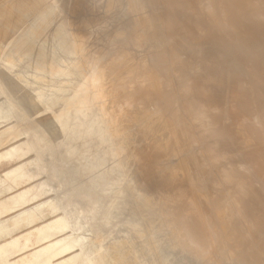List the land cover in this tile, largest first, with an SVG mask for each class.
<instances>
[{
    "label": "bare ground",
    "instance_id": "6f19581e",
    "mask_svg": "<svg viewBox=\"0 0 264 264\" xmlns=\"http://www.w3.org/2000/svg\"><path fill=\"white\" fill-rule=\"evenodd\" d=\"M104 7L113 11L121 8L120 25L124 26V30L117 31L112 37L108 52L101 58L96 57V52L81 56L82 62L91 66L87 76L81 77L79 71L82 65L77 60L57 71L65 78L72 75L76 77L66 91L52 94V91L57 92L66 83V80H62L56 86L48 83L47 90L36 91L35 96L32 95V98L33 96L35 98L33 101L36 100L43 106L45 112L48 111L52 115L58 103H67L70 99L77 100L85 91L87 81L92 79L99 84V88L91 98L87 97V101H93L95 107L102 112V119L91 117L87 123L82 120L86 117V113L80 107L85 100L78 103L75 105L76 117L79 118L77 124L70 130H64L65 124L59 122L56 126L60 128L57 130L60 134L58 139H52L45 128L29 129L31 132L28 133L29 138L24 149L34 148L36 157L28 164L26 179L36 174L35 167L38 162L42 164L55 162L52 173H64V190L47 199L40 206L44 214L47 211L49 214L62 211L47 228V232L60 233L61 236L57 241L49 243L37 257L53 249L52 257L71 256L66 260V264H71L77 257L84 258L86 264H118L119 260H123L122 264H129L126 261L127 254L120 251L121 247L129 243L126 229L131 230L138 237L144 230L138 226L134 217L130 215L124 217L118 204L127 203V200L116 198L119 190L115 188L114 174L110 171L106 174L101 172V159L104 157L106 145L109 152L112 150L111 145L115 138L121 137L123 146L135 134L145 132L147 126L142 119L144 115L141 105L148 98H152L153 112L158 114L160 102L174 93L182 100L178 104L179 101L175 98V107L164 115L159 129L168 130V143L172 147L171 157L179 161L182 170L180 179L182 184L178 186L177 199L160 201L154 207L148 203L145 194L137 192L132 203L137 205L143 203L146 206V216L142 220L150 224L154 221L157 227L159 236L151 237L148 241L149 246L154 247L151 252L155 257V264H178V261L168 260V256L165 259L161 254L162 247H167L166 237L160 233V229L164 227L171 229L172 224L167 216L173 215L183 222L187 212L192 215V220L197 222L191 233L194 238L203 241L209 259L217 264H231L234 252L241 251L256 237L264 235V216L257 220L250 215L243 189L246 184H258V178L250 172L246 162L239 161L238 158L244 155L243 151L236 148L233 151L228 149L229 145L242 146L247 142L246 135L238 133L235 128L236 122L245 123L246 118L238 119L236 116L231 125H227L229 112L226 109H212L204 98L188 97L195 85V68L191 61L190 44L197 38L205 36L207 41L226 49L233 58L242 61L248 69L261 73L262 80L242 70L237 72L241 78L255 87L264 89V0H108ZM6 10L7 14H10L9 9ZM147 12H152L151 20L146 17ZM149 20L150 25L147 24ZM189 20L200 24L202 30L197 31L198 34H195L193 27L190 28L192 32L186 31V25H190ZM174 33L179 35L181 41L169 45L176 50L180 60L175 63L174 72H166L161 65L154 66L151 62L163 49H167L166 46L162 48L161 45L167 43L168 38ZM140 43L145 45L154 43L156 46L148 47L143 55L135 58L119 47H113L126 44L134 46ZM82 48L83 44H80L76 51L80 53ZM124 59H135L140 71L134 77L122 80L123 70L117 68L113 77L107 79L105 75L107 65L119 64ZM182 59H184L183 65ZM145 67L151 72L150 76L155 85L153 92L146 91L142 85L146 76L141 74V69ZM177 72H183V80L181 82L178 80V90L175 93L172 78ZM121 85L128 87L126 95L120 94L118 88ZM109 97L111 98L108 103L105 99ZM30 109L33 110V107ZM130 109L131 117H129ZM27 112L24 108L20 114L14 116V113H11V115L17 121H30L32 117L29 116V119ZM189 118L198 126V134L192 131ZM259 130H264V114L257 116L253 125H247L246 132L255 138ZM63 133L67 136L63 137ZM213 137L216 139L213 140ZM77 141L80 144L78 149L75 146ZM91 141L95 144L90 147L93 144ZM88 143L90 145H87ZM160 143L164 145L163 142ZM168 143L164 146H168ZM158 144L159 142L156 145ZM98 147L103 151L95 158ZM111 155L110 162L114 159L117 162V153L111 152ZM3 156H10V152H6ZM83 156L81 166L73 165V168L69 169L72 157H77L74 161H81L79 157ZM86 157L90 166L86 164L83 167ZM82 167L84 171L88 167V170L94 169L86 181L77 180L83 172ZM21 169L22 166L15 168L10 172V176L17 177ZM123 175L122 187L129 190L134 186L135 180L127 172L123 171ZM4 176H9V173ZM102 182L104 188L101 187ZM260 190L264 195V186L260 185ZM220 217L225 220L223 227L219 223ZM118 225H124L126 233L123 231L124 236L112 237ZM181 225L184 227L183 223ZM107 239H109L108 243L103 246L102 243ZM94 244L98 248L91 251ZM168 249L172 251V248ZM181 249L185 254L194 251L191 243ZM252 257L253 264H264V243L257 245ZM32 261L27 257H21L18 262L39 264ZM133 261V264H137L135 256Z\"/></svg>",
    "mask_w": 264,
    "mask_h": 264
},
{
    "label": "rangeland",
    "instance_id": "374dc122",
    "mask_svg": "<svg viewBox=\"0 0 264 264\" xmlns=\"http://www.w3.org/2000/svg\"><path fill=\"white\" fill-rule=\"evenodd\" d=\"M107 1L0 0V264H20L18 261L21 257H27L30 261L33 260L39 264H66V260L71 257L70 255L52 257L53 249L37 257L49 243L57 241L61 236L60 233L47 232V228L62 211L51 214L47 211L44 214L40 206L44 201L64 190V173H52L55 162L51 164L38 162L35 167L36 174L26 179L28 164L36 157V152L34 148L24 149V147L31 130L45 128L52 139L60 137L57 131L60 128L56 127L59 122L65 124L64 130H70L79 120L76 117L75 105L84 100L85 103L80 107L85 110L86 117L82 120L88 123L91 117L102 119L101 110L95 107L93 101H87V97L91 98L99 88V84L92 79L87 81L85 91L77 100L70 99L67 103H58L52 115L48 111L45 112L43 106L36 100L35 104L33 100L36 91L47 90L48 83L56 86L58 82L66 80L57 92L51 89L52 94L66 91L76 77L72 75L65 78L57 71L66 68L71 62L74 63L77 60L81 63L82 67L79 71L81 77L89 75L91 66L82 62L83 54L96 52V57L101 58L108 52L112 37L117 31L124 30V26L120 25L121 8H116L114 11L106 10L104 6ZM6 9H9L10 14H7ZM146 17L152 18V12H147ZM150 20L147 21L148 25L151 24ZM188 22L191 26L186 25V31L193 27L196 31L194 33L198 34L197 31L202 30L200 24L190 20ZM126 34L128 35V31ZM200 38L190 44L191 61L195 68V85L188 97L204 98L212 109H226L229 112L227 125H231L236 116L238 119L246 118L245 123L236 122L235 128L238 133L246 135L247 142L242 146L229 145L228 149L233 151L236 148L243 151L244 155L238 158L239 161L246 162L250 172L258 178V184H246L243 189L250 215L260 220L264 216V195L260 190V185L264 186V130H259L258 135L252 138L246 129L247 125L255 123L257 116L264 114V89L255 87L241 78L237 72L238 70L248 72L260 80L263 79V75L248 69L242 61L233 58L226 49L207 41L205 36ZM179 39L177 33L172 34L168 42L161 45L162 48L166 46L167 49H163L151 63L154 66L161 65L166 72H174L175 63L180 60V57L169 44L180 42ZM80 44H83V48L78 53L76 49ZM150 46L156 45L140 43L134 46L126 44L113 47H119L135 58L143 55ZM181 64H184V59L181 60ZM117 68L123 70L122 80L134 77L140 71L135 59H124L119 64L107 65L106 78H112ZM141 74L146 76L143 80V88L153 92L155 85L150 76L151 72L145 67L141 69ZM172 80L174 92L177 93V83L178 80L179 82L183 80V72H177ZM118 90L121 95H126L128 87L121 85ZM110 98L105 101L109 103ZM175 98L178 99V104L182 100L174 93L164 98L160 102L158 114L153 112L152 98H148L141 105L144 115L142 119L147 126L145 132L135 134L123 146L122 138H115L111 145L112 150L109 152L106 145L103 160L101 159V172L106 174L110 171L114 174L115 188L119 190L116 198L127 200V203L118 204L124 217L127 215L134 217L138 226L144 230L138 237L124 225H118L111 235L121 237L124 236L123 231L127 230L126 236L129 243L121 247L120 251L127 254L126 261L129 264H133V256L137 264H155V257L151 252L154 247L149 246L148 241L151 237L159 236L154 221L150 224L142 220L146 216V206L141 202L138 205L132 203L135 194L137 192L145 194L148 203L155 207V204L160 201L176 200L178 186L182 184L179 161L171 157L172 147L168 143V130L159 129L164 115L175 107ZM32 107L33 110L30 109ZM24 108L26 112L28 110L27 115L32 119L29 117L30 121H17L11 113H14V116L18 115ZM131 116L130 109L129 117ZM189 119L192 131L198 134V126L193 123L194 120ZM66 136L63 133V137ZM215 139L213 137V140ZM158 142L159 144L156 145ZM160 142L164 145L168 143V146ZM94 144L95 142L87 145L91 147ZM78 145L80 146L77 141L75 144L77 149ZM100 148L98 147L95 158L103 151ZM6 152H10V156H3ZM111 152L117 153V162L115 159L110 162ZM76 158L72 157L69 169H72L73 165L81 166L84 156L79 157L81 161H74ZM86 159L83 167L86 164L90 166L88 157ZM20 166L23 167L20 174L17 177L10 176V172ZM83 167V172L77 180L86 181V178L94 172V169L88 170L89 167H86L84 171ZM123 171L131 174L135 180L134 186L129 190L122 187ZM8 173L9 176H4ZM49 174L52 177H49ZM129 179L131 180V177ZM230 179L235 180V178ZM101 187L104 188V183ZM102 201H104L103 198ZM166 218L171 222L172 227L170 230L166 227L160 229V233L168 239L165 238L167 248L161 246L163 250L161 254L165 259L168 256V260L178 261V264H217L209 259L203 241L193 237L191 230L197 226V222L192 220L189 212L186 213V219H183V222L173 215ZM219 223L222 227L225 225L223 217L219 218ZM108 241L109 239L105 240L102 245L105 246ZM189 243L193 245L194 251L185 254L181 248L187 247ZM261 243H264V235L256 237L241 251L234 252L231 264H253L252 252ZM92 246L91 251L98 248L96 244ZM168 248H172V251ZM122 263L123 260L118 261V264ZM71 264H86V261L82 257H77Z\"/></svg>",
    "mask_w": 264,
    "mask_h": 264
}]
</instances>
